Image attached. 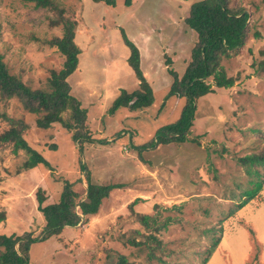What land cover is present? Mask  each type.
I'll return each mask as SVG.
<instances>
[{"label":"rangeland","instance_id":"1","mask_svg":"<svg viewBox=\"0 0 264 264\" xmlns=\"http://www.w3.org/2000/svg\"><path fill=\"white\" fill-rule=\"evenodd\" d=\"M56 1L76 22L81 53L68 80L88 111L91 137L75 142L59 123L37 127L36 114L18 100L0 99V112L28 123L26 140L51 165L24 169L27 153L14 155L12 145L0 143V234L39 236L29 245L28 264H115L122 254L131 264H264V166L248 175L239 163L264 149V0L242 1L254 27L240 52L223 60L234 85L215 87L196 102L188 138L198 142L168 143L157 133L184 105L167 95L174 81L169 69L181 77L197 41L185 22L192 0ZM54 18L32 2L0 0V53L10 73L32 89L51 91V73L65 61L48 43L63 34ZM122 29L140 50L154 101L110 112L123 89L140 87ZM8 126L0 119V133ZM82 163L92 183L124 186L103 199L97 214L42 239L46 218L38 192L44 205L56 203L66 184L86 192ZM256 180L262 187L248 199ZM143 214L154 216L160 229L146 228ZM133 239L144 243L131 245Z\"/></svg>","mask_w":264,"mask_h":264},{"label":"trees","instance_id":"2","mask_svg":"<svg viewBox=\"0 0 264 264\" xmlns=\"http://www.w3.org/2000/svg\"><path fill=\"white\" fill-rule=\"evenodd\" d=\"M32 2L37 8H47L55 14L51 20L54 25H62V36L53 37L48 43L56 47L65 57L63 67L54 70L49 78L51 91L32 89L23 80L10 70L4 61V55L0 53V99L3 101L16 99L23 108L36 114L35 124L40 128H49L55 123L61 124L69 132L75 142L88 140L91 135L87 127L88 111L81 106V102L71 92L69 77L76 71L79 63L80 47L75 41L76 22L65 15V9L56 0H22ZM102 2L103 0H94ZM112 5L116 0H104ZM243 0H192L189 4V15L186 17V24L195 31L197 41L191 50V60L181 77L169 69L174 76L168 97L175 96L184 100V105L179 118L166 124L158 131V139L163 143L177 142H198L196 138L189 139L190 128L193 125L196 111V102L199 98L215 91V87L228 88L234 85L236 78L227 74L223 65L224 58H231L240 52L251 29L254 25L250 23V14L247 11ZM126 5H131L132 0H125ZM0 23V34H1ZM254 35L260 36L255 30ZM124 43L130 49L127 62L134 70L139 80L140 87L132 92L122 90L110 106V112L121 107L136 109L148 107L153 101V90L145 77L140 61V50L130 40L122 29ZM212 79V81L210 80ZM136 101V102H135ZM0 119L7 121L8 128L0 133V143L12 145V153L18 155L20 151L27 153L24 162V169H34L40 164L51 168L48 160L38 150L33 148L26 140L24 134L29 127L28 123L21 118L7 115L0 112ZM90 140V139H89ZM81 145V143H80ZM239 163L245 168L248 175L258 172V168L264 166V149L239 158ZM83 171L87 170L86 182L88 194L81 193L73 188V185L66 184L56 203L46 204L45 197L38 192V209L45 215L46 227L42 239L59 234L65 226H76L80 223L81 216L97 214L102 201L108 197L110 192L124 184L100 185L90 180L87 165L81 164ZM253 192L245 193L248 199L252 198L262 187L261 180H256ZM248 199L237 204L241 208ZM232 211V210H231ZM233 212V211H232ZM3 219L0 216V221ZM139 220L146 226L152 228L156 224V218L149 214L139 216ZM153 229H160L159 226ZM137 234L141 231L137 230ZM39 237V236H38ZM31 238L26 234H0V264H28V251L31 241L38 239ZM141 241L135 239L130 241L131 245H141ZM157 247L161 242L157 241ZM218 244L215 241L212 248ZM153 248V247H152ZM115 264H131L125 255H119Z\"/></svg>","mask_w":264,"mask_h":264},{"label":"water","instance_id":"3","mask_svg":"<svg viewBox=\"0 0 264 264\" xmlns=\"http://www.w3.org/2000/svg\"><path fill=\"white\" fill-rule=\"evenodd\" d=\"M87 194H88V188L86 189V196H87ZM81 217H82L81 220H83L84 219V216H81ZM71 227H73V226H71Z\"/></svg>","mask_w":264,"mask_h":264}]
</instances>
